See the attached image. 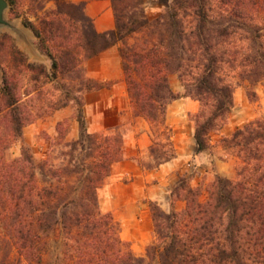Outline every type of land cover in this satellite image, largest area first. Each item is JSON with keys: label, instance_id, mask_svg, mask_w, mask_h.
Listing matches in <instances>:
<instances>
[{"label": "trees", "instance_id": "1", "mask_svg": "<svg viewBox=\"0 0 264 264\" xmlns=\"http://www.w3.org/2000/svg\"><path fill=\"white\" fill-rule=\"evenodd\" d=\"M50 1L56 5L51 16L28 26L53 62L51 73L15 46L0 49L7 60L0 83V225L18 253L31 264H264V120L222 139L240 160L237 177H217L206 201L182 178L170 191V212L150 202L157 237L142 258L99 203L98 191L124 159L123 140L91 133L80 98L110 86L87 78L83 60L117 46L132 107L153 132L156 164L148 168L177 158L166 124L175 100L200 103L194 138L198 153L210 150L211 135L224 129L235 107L237 85L264 82V0H172L153 21L144 12L127 16L125 1L112 0L116 28L104 33L86 15L87 0ZM150 29L145 47L129 44ZM170 74L178 75L183 92L172 90ZM59 80L66 83L46 91ZM71 102L78 105L79 138L69 143L60 167L38 165L24 129ZM16 144L21 156L8 159ZM178 201L185 209L175 208Z\"/></svg>", "mask_w": 264, "mask_h": 264}, {"label": "rangeland", "instance_id": "2", "mask_svg": "<svg viewBox=\"0 0 264 264\" xmlns=\"http://www.w3.org/2000/svg\"><path fill=\"white\" fill-rule=\"evenodd\" d=\"M110 1L112 5V0ZM124 1L125 6H128H123L127 16L134 15L142 18L144 12V16L151 21L165 13L172 4V0ZM55 9V3L50 0H39L37 4L31 0H17V6L14 9L10 5L5 13L7 25L0 27V49L3 48L6 52L15 46L29 62L42 65L51 73L53 62L40 49L39 40L28 23L39 24L40 19L50 17ZM82 25L88 32L89 24L83 22ZM152 35V29L138 33L129 40V44L145 47L152 39ZM87 60L89 59L83 60L82 71L87 78H90L85 67ZM6 61V58L3 60L0 57V83L4 75L3 64ZM169 80L175 93L183 92L184 87L178 75L170 74ZM64 82L63 80L53 82L45 89L47 92H53L54 85L60 87ZM107 83L110 86L105 89H112L114 83ZM102 90L85 92L80 96L87 127L91 133L121 137L124 159L113 165L110 177L98 191L100 208L104 214L112 215L119 224L120 237L130 245L133 253L137 257L147 258V250L157 237L150 202H156L164 211L170 212L172 210L170 191L180 179L188 178L193 187L202 191V200L206 201L209 187L217 177L226 179L237 177L240 160L232 151L223 148L222 139L249 123L264 120V82L258 84L240 82L237 85L234 95L235 107L229 115L227 125L219 133L211 135L212 148L202 153L197 152L194 138L195 120L201 108L200 103L187 98L197 102L198 106L192 104L174 106L178 100L172 101L167 108L166 124L172 132L177 158L168 162L171 164L167 169L159 174L151 175L149 172H156L163 165L156 170L148 168L156 164V160L151 155L154 136L149 122L146 121L149 127L147 129L146 124L136 115L130 96L125 99L114 98L110 93L102 92ZM77 117L78 105L71 102L66 108L54 111L51 115L37 120L24 129L25 142L31 148L38 165L47 161L49 166L58 168L65 162L64 154L69 151V143L79 138L80 128ZM144 131L149 135L150 145L147 149L141 150L138 140ZM21 153L22 146L13 145L7 151V158H18ZM232 171L234 175L230 176ZM151 195L156 198H152ZM185 207L186 203L183 201H178L175 206L178 211ZM0 264H31L18 253L1 225Z\"/></svg>", "mask_w": 264, "mask_h": 264}, {"label": "crops", "instance_id": "3", "mask_svg": "<svg viewBox=\"0 0 264 264\" xmlns=\"http://www.w3.org/2000/svg\"><path fill=\"white\" fill-rule=\"evenodd\" d=\"M85 12L86 15L92 19L97 32L104 33L116 28V18L110 0H87ZM85 67L88 70L87 72L90 78L96 79L103 83H114L112 89H103L102 92L106 91L110 93L111 97L114 98H128L129 95L125 82L124 71L122 68V59L120 56L119 48L117 46L109 48L108 50L102 52L100 55L87 60L85 63ZM177 102L178 103H176L174 106H176L177 104H192L193 106H198L197 102H193L192 100H189L187 98L178 100ZM139 118L146 124V127L148 129L149 127L146 120L141 117ZM149 145V135L146 131H144L138 140V146L141 150H145L149 147ZM170 164L171 163L165 164L160 170L156 172H149V174H159L163 170L167 169ZM218 171H221L220 167ZM233 175L234 172L232 171L230 176ZM151 197L156 198V196L154 195H151ZM180 206L183 205L180 204Z\"/></svg>", "mask_w": 264, "mask_h": 264}, {"label": "water", "instance_id": "4", "mask_svg": "<svg viewBox=\"0 0 264 264\" xmlns=\"http://www.w3.org/2000/svg\"><path fill=\"white\" fill-rule=\"evenodd\" d=\"M10 3L8 0H0V27L6 26L5 13L9 9Z\"/></svg>", "mask_w": 264, "mask_h": 264}]
</instances>
